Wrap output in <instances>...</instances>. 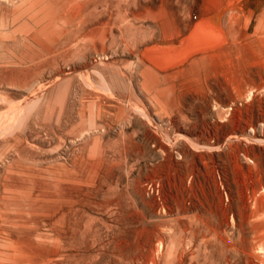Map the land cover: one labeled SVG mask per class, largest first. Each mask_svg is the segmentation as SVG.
Segmentation results:
<instances>
[{
    "label": "rangeland",
    "instance_id": "rangeland-1",
    "mask_svg": "<svg viewBox=\"0 0 264 264\" xmlns=\"http://www.w3.org/2000/svg\"><path fill=\"white\" fill-rule=\"evenodd\" d=\"M0 264H264V0H0Z\"/></svg>",
    "mask_w": 264,
    "mask_h": 264
},
{
    "label": "bare ground",
    "instance_id": "bare-ground-1",
    "mask_svg": "<svg viewBox=\"0 0 264 264\" xmlns=\"http://www.w3.org/2000/svg\"><path fill=\"white\" fill-rule=\"evenodd\" d=\"M30 13H31V12H30ZM213 25H214V24H213ZM35 26H36V25H35ZM202 26H203V25H202ZM202 26H199V27H198V34L195 36V38H197L196 40L200 39V41H201L203 34H206V33L210 32L209 30H208V31L206 30L207 32L204 30L205 32H203V29H206V28H204V27H202ZM215 26H216V25H215ZM38 28H39V26H38ZM195 32L197 33V29L195 30ZM196 33H195V34H196ZM220 34H221V33H220ZM204 36H205V35H204ZM193 40H194V38H193ZM196 40H194V41H196ZM207 41H208V39H207ZM192 42H193V41H192ZM196 42H197V41H196ZM198 42H199V41H198ZM202 42H203V41H202ZM202 42H200V43L202 44ZM204 42H205V41H204ZM28 44H29V43H28ZM195 46H196V44H195ZM190 48H192V47L189 46L188 49H189L190 51H192L193 48H192V49H190ZM194 49H195V47H194ZM189 50H188V51H189ZM188 51H187V52H188ZM148 53H149V56H150V57L152 56L151 58L156 57V58H157V59L155 58L156 60H158V59H160V60H165V59H167V61L170 60L169 62H171V59H172V58L170 59L169 56H170V57H172V56H173V57H176V59L181 57L180 55H177V56H179V57H177L176 55H174V54L172 55L171 53H170V54H167V53L165 54V53H164V54L166 55V56H165V55H164L163 53H161L160 51L158 52V51H153V50H152L151 52H148ZM183 53H184V52H183ZM146 54H147V53H146ZM167 55H168V56H167ZM186 55H187V53H186ZM186 55L184 54V56H186ZM182 58H183V57H182ZM173 59H174V58H173ZM173 59H172V60H173ZM156 60H155V61H156ZM167 61H166V62H167ZM174 61H175V60H173V62H174ZM157 65H159V64H157ZM146 70H147V69H146Z\"/></svg>",
    "mask_w": 264,
    "mask_h": 264
}]
</instances>
